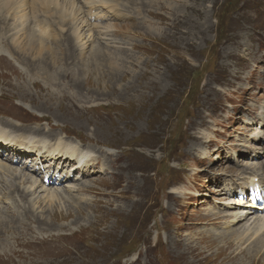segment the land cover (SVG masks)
Masks as SVG:
<instances>
[{"label":"rangeland","instance_id":"1","mask_svg":"<svg viewBox=\"0 0 264 264\" xmlns=\"http://www.w3.org/2000/svg\"><path fill=\"white\" fill-rule=\"evenodd\" d=\"M15 1L6 19L27 20L30 0ZM79 1L81 63L59 62L71 74L53 81L13 61L21 77L6 88L0 78V120L65 129L90 151L80 167L68 152L47 162V174L56 170L46 188L65 198L32 208L42 220L7 225L0 264H264V249L228 231L236 216L264 215V192L248 185L255 175L264 189V0H120L118 10ZM44 16L36 14L53 20ZM48 24L56 30L43 39L45 59L55 63L50 54L60 52L65 61L71 23ZM16 90L32 102L10 97ZM4 207L14 200L0 189Z\"/></svg>","mask_w":264,"mask_h":264},{"label":"bare ground","instance_id":"2","mask_svg":"<svg viewBox=\"0 0 264 264\" xmlns=\"http://www.w3.org/2000/svg\"><path fill=\"white\" fill-rule=\"evenodd\" d=\"M75 1H77V4L78 2H80L79 0H30V3L25 8V11L27 10V12L23 14V16H27L28 19L24 21L21 20V22H18L19 17L17 14L15 17H12L13 22H9L6 19L5 15H10V12L16 9L17 2L15 0H0V63L2 68L5 70L4 73L0 74V78L3 79L2 88H6L8 87L7 84L12 83L10 78L15 73L17 74V76H20L21 72L15 70L14 67V64L15 63L17 64V62L25 64L29 73L33 71L38 73H44L43 76L48 75L51 77V79L52 78L54 79L53 81H61L57 79L61 77L63 78L64 77L62 76L63 74H65V76L67 74H71L70 69L69 71H60L61 68L57 66L59 62L66 64L67 67H70V65L74 66L78 63H81L82 60L79 61V56H77L76 53V49L79 47L76 48L75 46L77 45L74 44L78 42L77 41L78 33L75 32L77 28L75 29L72 23V21H74L75 19L73 17V13L75 12L74 6H76ZM124 1L137 6L142 0H124ZM99 2L103 3L106 7L113 10H118L120 6V0H99ZM20 4L23 5V3L21 2ZM22 10L21 9L19 10L20 12L19 14H21ZM38 11L43 12L46 17L47 16L52 17L53 20L47 21V19L45 18L36 17ZM28 12L29 15L31 16L28 15ZM25 21L28 23V25L26 26H25ZM48 22H55V24H57L56 26H58L59 28H61V25L63 23H64L63 27L66 24H68V22L71 23L69 24V28H71V31L68 28L69 29L68 35L71 40H68V38H66L65 40L66 47L61 48L62 50L61 52L64 51L63 53H65L66 55L65 61L63 60V58L59 56L60 52L58 54L57 53L50 54V56H52L53 59H55L54 56H57L55 59V63L47 62V60L45 59V57H48L47 56L48 54L45 55V53L48 52L50 47L48 46L49 43L45 42L43 39L45 37L51 40L47 36H50L52 32L56 30V29L53 30L52 29L53 27L50 29V25L48 24ZM133 22L136 23L135 20L132 21V23ZM36 26H38L39 29H37ZM9 29L14 30L15 32L13 34H10ZM34 31H39L37 37H34L35 35ZM20 32H28V33L24 34V36L25 35L26 36L22 39L20 38L21 36ZM11 40L14 41V44L12 43ZM27 41H30L31 43H28L26 45V47H28L29 50L26 53L24 51L26 49L24 46ZM61 46L62 45H60V47ZM54 51L58 52L60 50H54ZM80 55H81V51H80ZM95 59L103 62H110L109 57L105 56L100 51L98 52L96 50H95ZM67 63H69V65ZM66 69L67 68H64L63 70ZM20 92H21L20 90H16L14 91L13 95L12 94L10 95V97L16 95L20 99V95H21ZM26 94L21 95V97L27 101L32 102L33 96L30 95L28 96ZM12 106L15 108L16 105L12 104ZM39 120H48L50 122V119L45 115L42 116V118ZM50 126L51 128L53 127L52 124ZM14 134H18V137H16ZM37 136H41V138L37 141H34V138ZM44 136L51 137V139L53 140L51 147L47 148V138H45ZM5 146H9L12 152L14 153L16 152L19 155L26 153L27 155L25 156L26 160L24 163L20 162L17 159H7L6 156L3 157H5L6 161L9 163L0 161V173H1L0 189L6 194L8 200H14V207H12V210L9 207H4V209L0 210V234L3 231L5 232L7 231L5 228L7 227L8 224L13 225L14 227H16V225H18L17 227H24L34 223L32 222V220H30V216L37 217L38 215L37 219L35 220H42L43 218L39 217L40 215L36 214V212L33 211V209L36 210L38 208H41V211L39 212L42 213L43 205L41 204L39 206V203L45 202L47 198L49 199L50 202L51 200H53L51 203L62 202V199L65 198L63 194L54 190H48V188H46L49 179H52L51 174L55 173L56 170L55 168L54 171H52L50 174H47L46 170L50 166L47 164V162L51 160L50 164L54 163V161H52L53 159L56 160L58 156L63 155L64 152H68L71 153L70 156L74 157L77 160L75 163H73V166H81L84 164L85 157L87 153L90 151L89 145L87 147L86 146L81 147L82 144H80L77 139L69 137L63 132H59V133L57 131L47 132L45 127L43 126H30V125H24L22 127L12 126L6 121H1L0 147H5ZM44 155L46 156V158L40 159V157L42 156L44 157ZM34 156L38 158V162L30 163L29 161L32 160ZM43 160L46 161V164L42 163ZM60 162H62V160ZM22 173H25V176L27 175L26 176L27 178ZM35 176H38L39 180ZM255 178H256L255 175L251 176L250 183H248V185L252 183L253 189L255 188L254 185L257 184ZM30 182L32 183L30 186L25 185ZM46 189L48 191H46ZM226 195L224 196L226 197ZM15 197L18 198V200ZM35 197H37L38 199L36 200ZM16 201H18L17 204ZM21 202H23V204ZM238 205H243V204L240 203ZM3 213H5V216L3 215ZM8 213L9 214L11 213L12 218H8ZM253 214H255V212L252 213L247 212L245 214L243 213L241 216H236L234 219L235 224H233L232 228L231 227L228 228V231H231V235H232L231 238H233L234 241L240 242V241L250 240L251 244L254 245L255 249L259 247V252H260L261 250L264 249V215H260L258 217L256 216L257 218H255L253 221H250L251 218L249 219V217H251V215ZM250 223H252V225L254 224V226L252 227V225L251 226L248 225ZM41 224H49V222H45ZM240 224L242 225L241 228L233 229L234 227Z\"/></svg>","mask_w":264,"mask_h":264}]
</instances>
